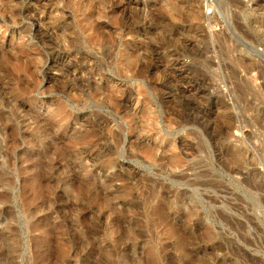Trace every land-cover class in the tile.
I'll list each match as a JSON object with an SVG mask.
<instances>
[{
	"label": "rangeland",
	"instance_id": "obj_1",
	"mask_svg": "<svg viewBox=\"0 0 264 264\" xmlns=\"http://www.w3.org/2000/svg\"><path fill=\"white\" fill-rule=\"evenodd\" d=\"M234 1L0 0V264H264V0Z\"/></svg>",
	"mask_w": 264,
	"mask_h": 264
},
{
	"label": "bare ground",
	"instance_id": "obj_2",
	"mask_svg": "<svg viewBox=\"0 0 264 264\" xmlns=\"http://www.w3.org/2000/svg\"><path fill=\"white\" fill-rule=\"evenodd\" d=\"M251 1H252V3L257 4V5H259V6H260V4H262V0H251ZM234 3H235V6H236V4H237L238 6L242 7V6H241V3H239V0H237V1L235 0ZM257 5H256V6H257ZM232 6H233V5H232ZM238 6H237V7H238ZM240 7H239V8H240ZM258 24H259V23H258ZM259 27H261V29L264 30V23H260V24H259ZM263 33H264V32H263Z\"/></svg>",
	"mask_w": 264,
	"mask_h": 264
}]
</instances>
